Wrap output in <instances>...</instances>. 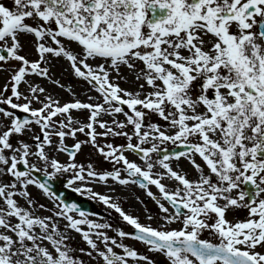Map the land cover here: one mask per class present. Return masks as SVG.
<instances>
[{
  "label": "snow or ice",
  "instance_id": "1",
  "mask_svg": "<svg viewBox=\"0 0 264 264\" xmlns=\"http://www.w3.org/2000/svg\"><path fill=\"white\" fill-rule=\"evenodd\" d=\"M27 19L35 25L26 23ZM22 33L34 35L37 59L21 54ZM72 44L78 46V53ZM50 56L66 58L75 75L99 94V102L75 99L60 104L44 87L28 81L30 74L50 78ZM10 59L20 64L0 92V104L10 107H0V174L13 177L10 184H0V264H84L71 252L68 237L52 217L35 215L14 198L19 186V195L35 207L25 187L28 184L59 201L54 215L67 221L66 228L81 233L104 264H129V258L148 260L123 243L118 244L123 250L118 254L111 246L117 244L115 238L96 231L105 242L104 250L99 249L91 233L105 225L87 219L75 203L63 201L49 188L54 174L70 168L73 176L68 185L85 180L82 166L50 159L45 146L52 145L55 135L63 150L66 136L86 129L97 150L122 162L126 173L122 176L120 168L97 173L89 165L88 177L98 176L101 181L110 177L120 184L135 178L133 182L141 187L155 185L174 209L169 214V207L148 192L164 214L163 221L182 222L178 229L141 223L108 196L99 195L100 201L135 229L132 233L118 230L120 237L131 236L150 250L164 253L170 264H264V252L257 251L264 247V0H13L12 7L0 3V62ZM138 61L143 67H137ZM122 66L134 73V79L144 81L139 91L129 92L113 82L112 72L117 79H125L120 75ZM197 81L198 95L193 96ZM22 83L30 95L20 90ZM54 83L63 87L59 80ZM9 87L10 94L5 95ZM33 103L40 106L33 107ZM80 109L88 110L87 122L74 127L78 122L71 110ZM15 110L26 115L21 118ZM149 112L157 114L165 126L145 123ZM102 113L123 114L125 119L109 124L100 119ZM33 123L42 135V139L34 137V150L23 141L13 144L11 137L31 130ZM97 124L104 131L97 133ZM127 126L131 134L116 130ZM109 134L124 135L128 143L96 144L97 136ZM134 137L137 143H132ZM168 141L184 150L154 161L151 154L160 151L157 142ZM144 143L151 146L143 147ZM71 147L78 150L80 143ZM125 148L135 152L142 164L129 160ZM68 155L71 160L75 152ZM197 155L203 165L196 162ZM31 157L43 162L45 179L33 175L41 169L30 163ZM173 157L187 158L200 173L197 179L174 170L169 162ZM157 164L164 169L163 176L178 182L174 189L169 190L161 174L153 172ZM49 166L53 171H47ZM229 207L247 208L248 218L229 221ZM73 211L79 212V219ZM85 224L88 230L81 228ZM205 229L215 242L200 238Z\"/></svg>",
  "mask_w": 264,
  "mask_h": 264
},
{
  "label": "rangeland",
  "instance_id": "2",
  "mask_svg": "<svg viewBox=\"0 0 264 264\" xmlns=\"http://www.w3.org/2000/svg\"><path fill=\"white\" fill-rule=\"evenodd\" d=\"M3 1L6 4L3 3ZM0 3H3L5 6L12 7L13 6V0H0ZM26 23L35 25V21L31 19H27ZM55 27V25H52ZM234 30V29H233ZM144 31L147 32L148 29L145 27ZM34 35L22 33L19 36L20 44L22 45L21 54L25 55L26 58L29 60H35L37 59V53L34 48ZM65 44H67V41H64ZM47 43H51V41H47ZM55 46V45H52ZM71 49L76 51L77 53L80 51L78 46L76 44L71 45ZM50 60V78H42L35 74L28 75L27 79L31 83L42 86L46 89V91L52 95L54 99H56L60 104H63L65 102H70L69 100L73 99H80V97H83L86 101L85 103H97L99 102L97 100V97L99 94L92 88L90 84H88L83 78H79L75 75L74 71L70 67V62L64 58V57H49ZM90 63H93V61H89ZM3 64V68H0V92L4 91V85L9 82V77L12 74V71L15 68L19 67L20 62L16 61L14 59H10L7 62H0ZM60 63V67H58V64ZM69 65V67H68ZM137 67H143L141 62H137ZM121 69H128L126 67H121ZM129 70V69H128ZM115 73V72H112ZM55 80H59L61 86H57L56 83H54ZM113 82L117 83L121 88L124 84L123 79H117L113 78ZM141 83H144L142 80L134 81L129 87V91L137 92L139 91V85ZM199 84V81L194 84L192 94L193 96L198 95L197 85ZM20 90L25 93V95H30V93L27 92V85L22 83L20 86ZM66 87H69L68 92L66 91ZM63 90L65 97L64 98H56V95L60 93V91ZM149 87L147 84L144 86V91H149ZM91 93V94H88ZM5 95L10 94V87L7 92L4 93ZM44 97H41L43 99ZM20 102H23L21 100ZM4 108L9 109L10 107L8 105L1 104ZM33 107H39L40 105L38 103H33ZM125 107L126 111H130ZM16 113L22 112L20 110H15ZM147 111V110H145ZM71 114L74 118V121H77L78 123H75L74 127H79L81 124H84L87 122V117L89 115V112L87 109H80V110H71ZM63 117H58V119H62ZM100 119L103 121L108 122L111 124L113 119L118 120H124L125 117L123 114H118L116 116H113L108 113H102L100 116ZM0 120H3V117L0 116ZM148 121L155 122L160 124L162 127L165 126V121H163L157 114L149 112L147 116L145 117V123ZM4 123H7L6 120H4ZM95 130L97 133L104 131V129H101L99 125H94ZM31 130H25L22 134L19 135H13L11 137V140L13 144H16L17 141H23L25 143H28L30 146H32L34 150L35 143L37 142L34 137L40 136L42 139L40 128L36 124H32L30 126ZM117 131H123L127 132L129 134L132 133L131 126H127L124 129H116ZM87 129L85 132H77L75 136H66L64 138V149H59V138L53 135L51 137L52 139V145H46L45 151L48 154V156L51 158H55L56 154L58 153L61 155V163H68L71 164L73 161L76 165L82 166L84 168V172L81 173V175L85 176L84 181L80 180H74L71 185H68V183H64L62 181L59 182V188L62 189L64 187L71 188L74 192L76 189H81L80 191H77L78 193L82 194L86 199L91 200L94 202L97 209L104 212L105 217L100 216H92L89 214H86V218L89 220H92L96 224H102L105 225L104 228L101 229H93L91 235L92 238L97 243V246L99 249L104 250L105 248V242L102 238L97 237L95 235L96 231L103 232L109 237H114L117 241L116 245H111L113 247V250L116 251L118 254H122L123 250L118 247V244L123 243L131 248H134L138 253L142 255H154L159 256L162 260H159L155 263H151L148 260L143 259H135V258H129V264H170V261L168 260L167 256L160 252V251H153L149 249V246L145 243L136 240L132 238L131 236H125L120 237L118 235V230H123L125 232L130 233V229L133 228L131 225H129L126 221L123 220V218L120 216V214L112 208L109 204H105L103 201L99 200V195H106L101 193V188H98V192H95L94 187L97 184H103V185H112L114 187H117L120 190V193L115 197H109L111 202L116 203L119 205V207L129 215H132L134 217H138L140 219L141 223L151 224L152 226H163L166 229L169 228H180L182 226V222L180 220L173 221L172 223L168 224L165 223L162 219L163 213L161 212L157 202L155 199H153V196L160 198V202L164 203L166 207H169V214L173 212V209L168 205L166 201L163 200L162 197H160L159 190L155 185H148L147 188L139 186L136 182H133L135 178H129V183L127 184H120L118 181L112 179V178H106L105 180L101 181L99 180L97 176V181H92L93 178H90L87 176V170L88 166L91 165L93 171L99 173V172H105V171H111L113 168H120L121 169V175L125 176L126 173L122 169V162L117 163L113 161L110 158H106L102 153H100L97 148L91 143L90 138L87 136ZM80 143V148L78 150H75V155L70 160L69 155L67 153L68 149H72V145H74L76 142ZM112 144V145H126L128 143V139L124 135H113L109 134L107 136H97L96 137V144L104 146L106 144ZM132 143H137V140L135 137L132 140ZM158 147L160 149L159 152L162 150H166L168 148H174L177 147L179 144L174 145L172 142H157ZM143 147H149L151 146L150 143H144L142 144ZM159 152L152 153L153 160L155 161L158 157L162 156V154H159ZM124 155L132 161H135L137 164H142V161L140 160L139 156L135 152H133L130 149L125 148ZM195 160L198 164L203 165V161L200 159V157L197 155L195 157ZM180 161L182 165L180 164L177 169L178 172L181 174L186 175V177L190 180H195L200 175V173L194 168L192 163L185 157L180 158H171L170 159V165L172 162ZM30 163H36L37 167L41 169L39 173L44 175V165L43 162L37 159L36 157L30 158ZM122 166V167H121ZM171 167L174 169L171 165ZM47 171L51 172L53 171L51 167L49 166ZM76 171H79V168L76 169ZM208 169L206 166L204 167V173L207 174ZM153 172L156 174H161V181L166 185V187L169 190H172L176 187V182L174 179L165 177L162 175L164 172V169H162L158 164L154 167ZM73 176V170L70 168L68 170L61 171L59 173H56L51 177L50 179L54 180L55 178L64 180L65 178L67 180L71 179ZM142 179V178H141ZM13 180V177L7 174H0V184H10ZM27 192L30 194V198L35 202V207H29V205L26 203V199L19 195V186L17 189V194L15 195V199L18 201L19 205L29 208L30 211H32L35 215L43 216V217H52V219L58 224L59 230L63 232L67 237V245L71 252L82 259L84 261V264H104V261L102 258H100L95 251H93L90 246L83 240L81 233L66 228L67 221L63 217H57L54 215L55 211L59 210L57 205L59 202L55 199H53L49 194L45 193L42 189H40L37 185L28 184L25 186ZM126 189V190H125ZM156 190H158V193H156ZM151 191L153 196H149L148 192ZM233 195H235V192H233ZM107 196V195H106ZM2 203V201H0ZM221 204L224 203V201H220ZM43 205L44 207H40ZM133 208H136L137 212L133 211ZM74 218L79 219L80 215L79 213H71ZM151 218V219H149ZM214 214L213 217L209 219V222L211 223L214 220ZM226 218L231 222H236L239 220H244L248 218V210L245 207H229L226 211ZM110 225V227H108ZM81 228L84 230H88V226L81 225ZM200 238L202 239H213L214 242L216 240L215 237H213L209 230L205 229L200 233ZM111 244V241L108 242ZM83 249L84 251L81 252L80 250ZM257 251L264 252V247H258ZM88 253H91V255H88Z\"/></svg>",
  "mask_w": 264,
  "mask_h": 264
},
{
  "label": "bare ground",
  "instance_id": "3",
  "mask_svg": "<svg viewBox=\"0 0 264 264\" xmlns=\"http://www.w3.org/2000/svg\"><path fill=\"white\" fill-rule=\"evenodd\" d=\"M59 67H60V63L58 64L57 68H59ZM68 67H69V65H68ZM120 75L125 77V79H123L124 80V84L122 85L123 86L122 88L123 89H127L128 91H129L128 85H130L134 81H138V80L134 79V73L131 72L128 69H120ZM111 76H112V78H116L117 73L116 72L115 73H111ZM68 90H69V87H66V91L67 92H68ZM129 92H133V91L130 90ZM88 94H91V93H88ZM64 97H65V94H64L63 90H61L60 93L56 95V98H64ZM79 100L84 102V103L86 102L83 97H80ZM69 101H73V99H71ZM55 159H57L59 162H61V155H59L57 153ZM180 164L182 165V163L180 161H176V162L174 161V162L171 163V165L173 167H175L174 170H177L176 168H178ZM122 169H123V167H122ZM97 179L98 178L95 177V178L92 179V181H97ZM99 187L101 188V190H100L101 193L102 194H106L109 197L115 198L120 193V190L117 187H114L112 185H103V184H97L94 187L95 192H98V188ZM156 193H158V190H156ZM133 211L137 212L136 208H133ZM139 221H140V219H139ZM143 256L147 257L148 261L151 262V263H155V262H157L159 260H162L159 256H154V255H148V256L147 255H143Z\"/></svg>",
  "mask_w": 264,
  "mask_h": 264
},
{
  "label": "water",
  "instance_id": "4",
  "mask_svg": "<svg viewBox=\"0 0 264 264\" xmlns=\"http://www.w3.org/2000/svg\"><path fill=\"white\" fill-rule=\"evenodd\" d=\"M1 107V106H0ZM19 117L23 118L24 114H18ZM184 149H176V150H173V151H182ZM171 151V152H173ZM169 152V153H171ZM34 176H36L37 178H40V179H45V177L43 176H40L37 172H34L33 173ZM49 188L51 190H53L54 192L56 191L53 187V183H50L49 181ZM58 196L63 200V201H66L68 203H70V201H77L78 202V208L82 211V210H86V211H89V212H94L93 211V208H92V205L89 204L88 202H86L85 200H83L82 198L74 195L73 193L69 192L68 194L67 193H58ZM96 213V212H95ZM135 231V230H134ZM132 231V232H134Z\"/></svg>",
  "mask_w": 264,
  "mask_h": 264
}]
</instances>
